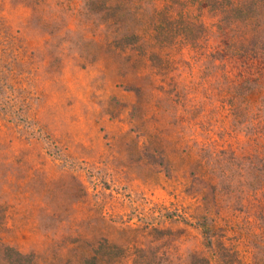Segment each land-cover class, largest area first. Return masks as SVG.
I'll list each match as a JSON object with an SVG mask.
<instances>
[{"label": "rangeland", "instance_id": "obj_1", "mask_svg": "<svg viewBox=\"0 0 264 264\" xmlns=\"http://www.w3.org/2000/svg\"><path fill=\"white\" fill-rule=\"evenodd\" d=\"M249 5L0 0V264H264V0Z\"/></svg>", "mask_w": 264, "mask_h": 264}, {"label": "trees", "instance_id": "obj_2", "mask_svg": "<svg viewBox=\"0 0 264 264\" xmlns=\"http://www.w3.org/2000/svg\"><path fill=\"white\" fill-rule=\"evenodd\" d=\"M202 5H204L205 8H207L209 11H216V13L221 14V16L226 15H243V13H247L249 11V4H253V0H198ZM249 5V6H248ZM241 15V16H242ZM172 18H167L166 12L163 14V18L160 19L157 26L155 27V31L157 32L159 43L165 45L166 43H169V39L173 36L172 32L174 30V26L172 24ZM247 16L245 18L248 19ZM177 35H175L176 39H179L181 41H187L190 39V36L192 35V32L194 30V26L192 23L186 26V28L181 31L183 33H179L180 29L177 28ZM243 43L239 45L238 47V53L240 55L247 54L250 52H254L256 48L250 47L251 45L246 44L247 40L242 41ZM254 48V49H253Z\"/></svg>", "mask_w": 264, "mask_h": 264}]
</instances>
